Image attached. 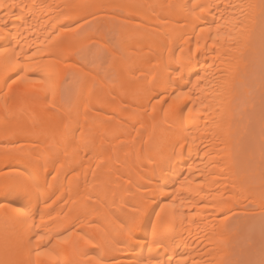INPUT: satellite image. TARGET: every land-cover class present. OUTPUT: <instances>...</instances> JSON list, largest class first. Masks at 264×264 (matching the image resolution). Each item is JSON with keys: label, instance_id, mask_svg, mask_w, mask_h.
<instances>
[{"label": "bare ground", "instance_id": "1", "mask_svg": "<svg viewBox=\"0 0 264 264\" xmlns=\"http://www.w3.org/2000/svg\"><path fill=\"white\" fill-rule=\"evenodd\" d=\"M0 264H264V0H0Z\"/></svg>", "mask_w": 264, "mask_h": 264}, {"label": "rangeland", "instance_id": "2", "mask_svg": "<svg viewBox=\"0 0 264 264\" xmlns=\"http://www.w3.org/2000/svg\"><path fill=\"white\" fill-rule=\"evenodd\" d=\"M90 25H91V22H90V21H89V22H85V23H83V24L81 25V28L79 29V31H82V30H84L85 28H88ZM96 45H97V44H96L95 42H90V43H89V48L87 47L88 50L86 49V50L88 51V53H86L87 51L85 52V53H86V56H87V57L89 56L88 58H86V59H88V62H89V63L86 61V59H85L84 63L86 62V63L88 64V68H90V66H91L92 68L95 67V69L98 68V69H97L98 72L101 71V72H99L100 74H103V73H105V72L107 73V71H105V70H107V66H108V65H107L108 63H107V62H108V61H104V60H106V56H104L105 53L100 55V53H103V52L101 51L102 49H101L98 45H97V46H96ZM91 46H92V47L94 46L95 48H92ZM89 49H90V50H89ZM92 49H93V50H92ZM97 49H98V50H97ZM99 49H100V52H99ZM92 51H93V52H92ZM90 53H91V54H90ZM97 53H98V54H97ZM92 55H94V56H92ZM97 55H98V56H97ZM102 56H104L105 58L102 57ZM90 57H91L92 59H91ZM98 57H99V59H98ZM101 58H102V59H101ZM103 58H104V59H103ZM83 60H84V59H82V61H83ZM82 61H81V62H82ZM101 61H102V62H101ZM97 62H98V63H97ZM82 63H83V62H82ZM102 63H103V64H102ZM80 64H81V63H80ZM87 64H86V65H87ZM95 64H96V65H95ZM104 64H105V65H104ZM82 65L84 66L85 64H82ZM86 65H85L84 67H86ZM93 66H94V67H93ZM102 67H103V68H102ZM105 67H106V69H105ZM86 68H87V67H86ZM101 69H102V70H101ZM103 70H104V71H103ZM65 75H66V76H65ZM65 75H64V77H63V79H62L63 81H62V80L60 81V83L62 82L61 84H63V85L60 84V86H59V87L61 88V89L59 88V89L61 90L60 95H62V99H63V100L66 99V98H68L67 95H68V96L71 95L72 91H70L71 89H68V88H71V87H70V86H71V84H70L71 82H72V84L75 82V81H74V80H75V77H73L72 74H70V73H66ZM65 80H66V81H65ZM69 84H70V85H69ZM67 85H68V86H67ZM65 87H67V88L65 89ZM66 90H67L68 92L70 91L71 93H70V92H69L70 94H69L68 92L66 93ZM64 96H65V97H64Z\"/></svg>", "mask_w": 264, "mask_h": 264}]
</instances>
